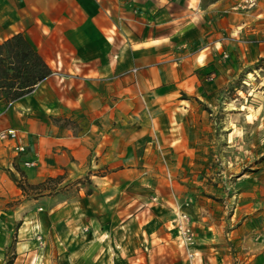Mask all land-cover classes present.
I'll list each match as a JSON object with an SVG mask.
<instances>
[{
  "label": "crops",
  "instance_id": "0c3cea01",
  "mask_svg": "<svg viewBox=\"0 0 264 264\" xmlns=\"http://www.w3.org/2000/svg\"><path fill=\"white\" fill-rule=\"evenodd\" d=\"M239 2L0 0V45L22 35L51 70L0 101V264H264V214L229 211L240 196L216 202L193 175L204 108L264 59V5ZM58 178L81 186L76 198L18 185ZM181 212L198 241L191 261Z\"/></svg>",
  "mask_w": 264,
  "mask_h": 264
},
{
  "label": "rangeland",
  "instance_id": "374dc122",
  "mask_svg": "<svg viewBox=\"0 0 264 264\" xmlns=\"http://www.w3.org/2000/svg\"><path fill=\"white\" fill-rule=\"evenodd\" d=\"M204 110L213 114L212 121L202 141L206 152L198 154L204 165L193 175L200 174V178H204L200 181L206 184L204 192L213 193L216 202H225L224 199L231 196L238 199L239 195V203L235 202L229 211L253 203L251 210L243 207L242 212L254 210L252 215L264 214V59L236 78L218 109ZM88 177L83 186L86 193L92 191ZM60 182L58 178L39 185H26L25 193L31 198L42 195L77 197L76 190L81 186H77L76 181ZM14 236L15 232L12 241Z\"/></svg>",
  "mask_w": 264,
  "mask_h": 264
},
{
  "label": "trees",
  "instance_id": "16d2710c",
  "mask_svg": "<svg viewBox=\"0 0 264 264\" xmlns=\"http://www.w3.org/2000/svg\"><path fill=\"white\" fill-rule=\"evenodd\" d=\"M50 74L49 66L22 35L0 45V101L11 103L30 95ZM18 185L25 192L24 185Z\"/></svg>",
  "mask_w": 264,
  "mask_h": 264
},
{
  "label": "built area",
  "instance_id": "2783aa9c",
  "mask_svg": "<svg viewBox=\"0 0 264 264\" xmlns=\"http://www.w3.org/2000/svg\"><path fill=\"white\" fill-rule=\"evenodd\" d=\"M264 5V0H240L236 6L238 11L248 12L256 9L258 6ZM7 136L14 140L17 139V133L14 131L8 132ZM18 152H23L24 147L18 146L15 148ZM30 166V163L26 164ZM175 229L177 230V239L179 247L184 251L188 260H193L196 255L198 246L197 237L194 233L190 218L187 214L181 212L177 215L175 221Z\"/></svg>",
  "mask_w": 264,
  "mask_h": 264
}]
</instances>
